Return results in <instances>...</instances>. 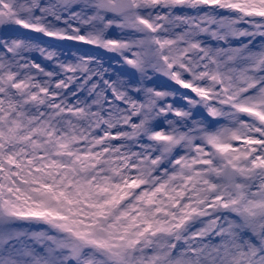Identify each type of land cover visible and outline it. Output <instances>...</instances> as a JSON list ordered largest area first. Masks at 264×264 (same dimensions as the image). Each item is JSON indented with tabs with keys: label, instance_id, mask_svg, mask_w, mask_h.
<instances>
[{
	"label": "snow or ice",
	"instance_id": "6c2138e0",
	"mask_svg": "<svg viewBox=\"0 0 264 264\" xmlns=\"http://www.w3.org/2000/svg\"><path fill=\"white\" fill-rule=\"evenodd\" d=\"M0 264H264V0H0Z\"/></svg>",
	"mask_w": 264,
	"mask_h": 264
},
{
	"label": "rangeland",
	"instance_id": "374dc122",
	"mask_svg": "<svg viewBox=\"0 0 264 264\" xmlns=\"http://www.w3.org/2000/svg\"><path fill=\"white\" fill-rule=\"evenodd\" d=\"M40 36V40L42 42H50L51 38L49 37H44L40 34H34ZM64 45L65 51L69 55H75V56H85V57H93L96 60H98L104 68H109V65H112L111 68H109V72L111 74L112 69H115L117 72L120 70V66L115 64L114 61L110 60L111 53L106 52V50L101 49V48H96L93 45H80L78 48L73 47V44L75 42H60ZM95 66V65H93ZM115 78V77H113ZM158 83L163 84V79L161 81H158Z\"/></svg>",
	"mask_w": 264,
	"mask_h": 264
}]
</instances>
